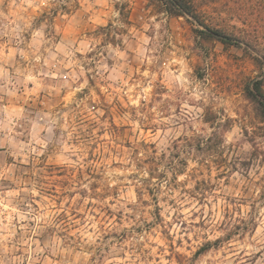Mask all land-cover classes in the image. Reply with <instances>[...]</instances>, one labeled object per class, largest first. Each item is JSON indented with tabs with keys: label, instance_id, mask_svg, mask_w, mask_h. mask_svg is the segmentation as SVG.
<instances>
[{
	"label": "rangeland",
	"instance_id": "rangeland-1",
	"mask_svg": "<svg viewBox=\"0 0 264 264\" xmlns=\"http://www.w3.org/2000/svg\"><path fill=\"white\" fill-rule=\"evenodd\" d=\"M194 2L199 23L258 43L224 44L193 18L167 12L164 0H32L19 46L40 44L46 59L73 42L84 49L76 60L88 64L87 86L74 95L23 88L27 119L71 111L65 126L75 134L54 129L39 157L0 147V169L13 167L25 187L45 186L44 202L37 195L29 203L52 217L31 236L36 243L17 249L25 264L53 235L90 253L84 264H264V109L246 93L255 80L264 93V0ZM14 46L0 35V61ZM13 122L14 139L28 144L27 120ZM235 128L239 139L226 143ZM133 166L108 186L106 171ZM12 187L0 178V192ZM129 189L136 203L116 210Z\"/></svg>",
	"mask_w": 264,
	"mask_h": 264
},
{
	"label": "clouds",
	"instance_id": "clouds-1",
	"mask_svg": "<svg viewBox=\"0 0 264 264\" xmlns=\"http://www.w3.org/2000/svg\"><path fill=\"white\" fill-rule=\"evenodd\" d=\"M32 6V0H0V21L6 22L0 35L8 36L9 44L15 45L0 61V101H5V105L0 106V112L4 113V118L0 120V147L8 146L13 150L22 149L26 154L34 153L36 157H39L49 144L54 129H61L69 136L75 134L73 128L65 126L73 120L75 113L70 111L61 113L59 117L44 115L29 120L21 106L25 100L23 88L28 83H33L40 91L50 90L53 94H58L61 90H66L74 95L87 86L86 81L81 82L85 73V68H82L81 64L87 65L88 61L76 60L75 53L84 49L72 47L73 42L55 45L56 54L44 49L48 52L46 59L42 56L40 44L29 45L27 48L20 47L22 33L30 27V22L25 23L24 21L28 9ZM36 35L41 36V43H47L42 38V28L36 31ZM106 51L110 56L123 58V53L117 49L109 47ZM16 56L28 60V66L19 67L15 62ZM98 67L101 70V78H104L103 72L109 71V69L103 63H100ZM65 68L69 69L67 73L64 72ZM106 79L118 83V78L115 75L110 74ZM189 99H199V97L194 94ZM21 119L27 120L30 126L31 138L29 143L24 145H20L14 139V135L20 134L14 133L16 125L13 121ZM238 133V128L227 133L225 142L229 143L234 139H239ZM73 154L75 153L73 152ZM125 163L128 161L125 160ZM13 171V167L0 169V178L10 181L13 185L11 189L0 192V201L3 202L2 206L4 207L3 213H0V264H25V257L17 255V249L25 244L36 243L31 240V236L35 235L38 229L47 227L52 221L51 215L34 212L31 203H29V199L37 195L42 197L41 203L44 202L43 190L45 186L33 184L25 187L24 181L13 176ZM131 171H135L134 166L123 170V172L117 169L106 171L105 176L109 177L108 186L116 183L111 179V176ZM141 175H147V173L144 172ZM180 179L184 180L186 177L182 176ZM83 187L87 188L88 185L84 184ZM164 194L167 195V193ZM121 200L124 203L118 201L115 206L116 210L124 207V204L136 203L131 189H129V195L122 196ZM125 211H130V209L125 208ZM32 221L36 222V227H29V223ZM18 230L19 235L17 234ZM97 237L98 232L84 240V243L94 244ZM141 239L144 238L141 237ZM74 247H80L81 251L77 253L74 251ZM89 255L91 254L83 251L82 246L75 245V242H68L67 237L61 238L58 235H53L43 247L37 246L32 250L27 264H84Z\"/></svg>",
	"mask_w": 264,
	"mask_h": 264
},
{
	"label": "trees",
	"instance_id": "trees-1",
	"mask_svg": "<svg viewBox=\"0 0 264 264\" xmlns=\"http://www.w3.org/2000/svg\"><path fill=\"white\" fill-rule=\"evenodd\" d=\"M166 4L165 10L175 15H186L193 18L198 24L203 26L206 30L205 33H210L218 37V39L224 44L242 46L245 45L246 48H250L251 42L256 45L258 43V39L255 37L254 40H249L244 32H240L236 35L227 34L223 32L221 29H211L206 25L199 23L198 15L199 13L196 10L194 0H164ZM263 59L264 56L262 55ZM259 63V57H256ZM261 81L255 80L252 81L251 84L247 85L246 93L248 98L254 101L259 107L264 109V93L261 89Z\"/></svg>",
	"mask_w": 264,
	"mask_h": 264
}]
</instances>
